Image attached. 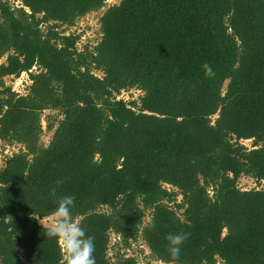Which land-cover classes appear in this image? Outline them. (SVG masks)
I'll return each instance as SVG.
<instances>
[{
    "label": "trees",
    "instance_id": "16d2710c",
    "mask_svg": "<svg viewBox=\"0 0 264 264\" xmlns=\"http://www.w3.org/2000/svg\"><path fill=\"white\" fill-rule=\"evenodd\" d=\"M107 1L0 0V142L22 146L0 169V264H61L41 223L60 179L96 264H141L110 257L112 236L163 264H264V190L238 185L264 181V0H121L80 51L60 29ZM24 73L19 95L5 78ZM46 111L63 117L47 147ZM181 231L173 262L166 236Z\"/></svg>",
    "mask_w": 264,
    "mask_h": 264
},
{
    "label": "rangeland",
    "instance_id": "374dc122",
    "mask_svg": "<svg viewBox=\"0 0 264 264\" xmlns=\"http://www.w3.org/2000/svg\"><path fill=\"white\" fill-rule=\"evenodd\" d=\"M12 3H15L16 5L21 4V0H10ZM121 0H108L107 5L105 8H103L101 11L93 12L84 18H82L75 27L69 28L64 26L60 29V31L65 30L67 35L75 33L76 35L81 36L80 44L78 45V48L80 51H83L86 45H89L91 47L96 46L100 40H101V24L100 20L105 13V11L114 5L120 4ZM6 57H4L0 61L1 64L6 63ZM94 74L100 78H102L104 75L103 73L99 71H95ZM5 83L7 87H12L14 91L20 90L22 91V94H26L28 91V88L31 86L30 77L28 75H23L18 79L7 77L5 78ZM20 83L23 84V88H21L19 85ZM142 96V93L140 91L131 90L129 92H125L120 96V99L125 100L127 102L130 101H136ZM63 117L61 114L57 111H46L42 115V125L44 129V133L42 136L41 143L44 146H48L50 142L52 141L54 131L49 130V125L55 120H61ZM217 117L214 118V120ZM242 145L247 147L249 150L253 149V141H242ZM0 148L2 155H0V169L4 168V161L6 156H12L15 153H19V151L22 149V146H7L0 142ZM239 188L244 191L257 189V190H264V181L262 183L256 182L254 179L250 177H242L239 180ZM173 190V189H172ZM178 201H182V197L178 198ZM103 211H107V208H104ZM180 214H183V211L180 212ZM149 217H146V222H148ZM56 217L52 216L50 218L44 219L41 221V223L46 226L50 227L53 223H55ZM76 223L79 224V221H76ZM120 241L116 236L111 237V251H110V257H114L116 253H118L119 250H121V254H126L129 257H137L139 262L141 264H163L162 262L157 261L153 258L151 255V252L149 251L148 247L144 243L142 239H139L138 242L133 243L132 246L129 249L123 248ZM219 264H221V261H219Z\"/></svg>",
    "mask_w": 264,
    "mask_h": 264
},
{
    "label": "clouds",
    "instance_id": "9594fccd",
    "mask_svg": "<svg viewBox=\"0 0 264 264\" xmlns=\"http://www.w3.org/2000/svg\"><path fill=\"white\" fill-rule=\"evenodd\" d=\"M202 67L206 76L214 75L209 64L205 63ZM63 183V179L57 180L50 188L49 195L57 204L53 211L56 221L47 228L46 236L56 240L61 252V264H96L95 238L89 236L84 227L76 223L73 218L72 209L75 206V196L59 195L58 189ZM152 227L155 229V223ZM189 237L190 233L183 231L169 233L166 236L168 251L173 262L179 260L181 247Z\"/></svg>",
    "mask_w": 264,
    "mask_h": 264
},
{
    "label": "built area",
    "instance_id": "2783aa9c",
    "mask_svg": "<svg viewBox=\"0 0 264 264\" xmlns=\"http://www.w3.org/2000/svg\"><path fill=\"white\" fill-rule=\"evenodd\" d=\"M34 70H36V68H34ZM23 75H28V74L24 73ZM23 75H22V76H23ZM17 86H20L21 88H23V84H22V83H20V84L17 85ZM15 92L18 93L19 95H25L24 93L22 94V91L20 92V90L15 91Z\"/></svg>",
    "mask_w": 264,
    "mask_h": 264
}]
</instances>
